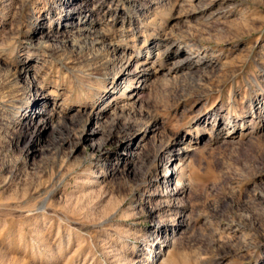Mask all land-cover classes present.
<instances>
[{"label": "rangeland", "instance_id": "374dc122", "mask_svg": "<svg viewBox=\"0 0 264 264\" xmlns=\"http://www.w3.org/2000/svg\"><path fill=\"white\" fill-rule=\"evenodd\" d=\"M179 47L204 60L171 71ZM119 54L152 82L101 111ZM180 138L171 201L151 162ZM0 264H264V0H0Z\"/></svg>", "mask_w": 264, "mask_h": 264}, {"label": "bare ground", "instance_id": "6f19581e", "mask_svg": "<svg viewBox=\"0 0 264 264\" xmlns=\"http://www.w3.org/2000/svg\"><path fill=\"white\" fill-rule=\"evenodd\" d=\"M39 34L40 36L45 35L41 30H39ZM49 37L50 36H48V38ZM191 51V48L184 49L179 47L176 52L177 55L172 58L171 71L175 69L179 70L180 68H185L189 64L193 65L194 62H196L197 60H204L203 58L197 59V57L200 56L195 57V55L189 53ZM116 57L117 58H115L113 61H108V64L112 67L118 65L117 67H119V70L116 72L117 76L114 85L111 86V90H109L107 97L103 98V101L101 102L102 104L99 106V109L101 111H103L104 109H108L112 106L115 95H126L127 100L130 103H137L139 101H142L143 89L148 87L149 81L151 80V77L153 75V72L150 70L151 67L149 64H143L142 66H139L138 64L131 63L130 61H125V58L122 54H119V56ZM29 71V69H23L22 71L18 72L15 76V80L17 79V81L19 82L23 81L24 89H28V87H34V94L36 93L37 96L33 99V105L31 104L34 108L28 111L27 114H25V119L34 120L38 118L40 123L42 122L45 124L48 121V114H46L45 108L50 104L52 99L50 98V96L43 95L40 93L41 91L38 86V82L34 77H31V75H29ZM121 79V84H118V81H120ZM135 81L138 82V84L133 85ZM40 94L42 96H40ZM40 112H42L41 115ZM97 117L99 116H96L94 119L91 118L90 123L96 125L95 120ZM145 125V131H140L142 130V127L140 125H137L136 128L133 126V124L130 123L126 125L125 129L127 134L132 133L129 137L134 140L133 145H141V142L146 137L145 132L148 129L153 130V132H155L156 130L158 131V128L160 126L159 123L154 119V117H148L145 122ZM94 128L95 126H93L91 130L95 131ZM184 141V138H180L165 146L163 145V147L159 148L157 154H155L154 156L152 155L153 158L151 157V172L152 174H154L151 177V181H155L156 183L163 186L164 194L166 195V197L170 198V200H175L176 198L182 195L184 196L189 191V185L187 183L180 182L184 175L185 162L190 151V147L187 146ZM133 149L134 148L130 149L128 155H133ZM160 166L163 167L162 173L157 175L156 172L158 171V168ZM169 206H171L170 210L173 211V213L180 212L178 218H180L181 221L185 222V214L182 206L173 202ZM177 226L178 224L173 225V227Z\"/></svg>", "mask_w": 264, "mask_h": 264}]
</instances>
